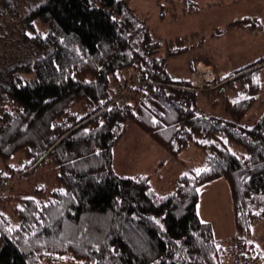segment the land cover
<instances>
[{
    "label": "trees",
    "instance_id": "16d2710c",
    "mask_svg": "<svg viewBox=\"0 0 264 264\" xmlns=\"http://www.w3.org/2000/svg\"><path fill=\"white\" fill-rule=\"evenodd\" d=\"M156 2L161 21L179 5L190 14L201 8L199 0ZM239 22L262 25L258 17ZM157 31L125 0H0L3 172L22 178L48 165L57 180L46 201L12 191L0 198V264H225L227 248L197 215V189L218 179L231 191L235 237L260 261L248 238L264 215V112L252 122L264 58L200 90L190 75L203 37ZM183 58L189 67L178 75L170 63ZM132 83L126 102L110 106ZM225 87L220 116L198 108L202 94ZM127 121L174 158L199 149L202 166L167 194L149 174H119L113 147Z\"/></svg>",
    "mask_w": 264,
    "mask_h": 264
},
{
    "label": "rangeland",
    "instance_id": "374dc122",
    "mask_svg": "<svg viewBox=\"0 0 264 264\" xmlns=\"http://www.w3.org/2000/svg\"><path fill=\"white\" fill-rule=\"evenodd\" d=\"M125 1L138 6L142 14L149 17L151 25L163 37L170 38L196 32H198L197 38H193L196 42L203 37L204 46L201 44L195 50L202 60L197 63L195 72L190 75L192 85L200 90L211 89L225 79L230 72L264 58V0H199L201 2L199 13H187L179 5L174 11L176 16H168L165 21L159 18L156 0ZM251 17L261 19L262 25L252 30L239 22ZM219 30L222 32L217 33ZM187 63L186 58L173 60L170 63L171 69L178 75L186 74L189 67ZM202 69L205 70V75H212L211 80L205 78ZM260 75L264 78V68ZM193 78H197L198 83L194 82ZM228 92L230 90L225 87L209 97L202 94L198 100V108L207 116H220L224 112L225 96H230ZM263 112L264 90L254 109L256 117L252 122L258 119ZM149 141L150 139L146 138L132 121H127L125 132L113 147L116 172L132 176L136 172H147L153 174V182H157V175L162 174L167 180L158 181L157 186H164L163 192L167 194L175 189V178L189 173L193 167L202 166V154L197 148L183 152L178 158H174L164 149L159 148L166 156L165 161H162L157 153L159 151L148 147ZM17 158L18 155L11 163H15ZM14 168L19 169L16 166ZM3 170H6V167L0 160V172ZM16 175V179L4 193L12 191L14 198L34 197L38 201H46L51 196V191L57 187L54 170L48 165L38 168L26 177L20 178L18 174ZM40 188L43 189L41 192L38 191ZM235 236L225 244L226 248L233 241L239 240ZM252 243L255 244V253L258 252L261 257L260 263L264 264V215L254 225L252 234L248 238V247ZM227 251L229 256V249ZM228 258L230 259V256ZM225 264H227V259Z\"/></svg>",
    "mask_w": 264,
    "mask_h": 264
},
{
    "label": "crops",
    "instance_id": "0c3cea01",
    "mask_svg": "<svg viewBox=\"0 0 264 264\" xmlns=\"http://www.w3.org/2000/svg\"><path fill=\"white\" fill-rule=\"evenodd\" d=\"M148 147L157 149L159 151L157 153L161 157L162 161H165L166 156L161 151V149H159L160 147L157 144L149 141ZM137 174L149 173L136 172L134 175ZM149 175H151L153 179V174ZM156 179L157 182L167 180L166 176L162 174H158ZM174 180H176V178ZM157 182H153L152 180L153 186L163 192L164 186H157ZM199 194L200 200L197 210L201 220L212 225L216 241L222 245H225L236 235L233 201L228 183L224 179L215 180L202 186L199 189ZM227 264H232L229 258L227 259Z\"/></svg>",
    "mask_w": 264,
    "mask_h": 264
},
{
    "label": "built area",
    "instance_id": "2783aa9c",
    "mask_svg": "<svg viewBox=\"0 0 264 264\" xmlns=\"http://www.w3.org/2000/svg\"><path fill=\"white\" fill-rule=\"evenodd\" d=\"M136 84L132 83L128 86H123L118 89L115 98L110 104H120L126 102L128 95H130L131 90L134 89ZM7 173L8 175H4ZM16 174L3 172L0 173V198L8 190V187L16 179ZM229 256L232 264H261L260 261H256L255 258L248 251L246 246L240 241H233L228 247Z\"/></svg>",
    "mask_w": 264,
    "mask_h": 264
},
{
    "label": "snow or ice",
    "instance_id": "6c2138e0",
    "mask_svg": "<svg viewBox=\"0 0 264 264\" xmlns=\"http://www.w3.org/2000/svg\"><path fill=\"white\" fill-rule=\"evenodd\" d=\"M113 19H115V17H113ZM34 23V22H33ZM38 30V29H37ZM28 35L29 36H31V35H33V33H28ZM253 79L254 80H256L257 82H258V78L257 77H253ZM85 131H88L87 129H85ZM227 141L225 140V143H226ZM205 143H208L207 141H205ZM229 151H231V149H229ZM233 155H235V153L233 152ZM206 169H204V168H198V169H195V171L197 172V173H200V172H203V171H205ZM4 175H8L7 173H4ZM184 175H187V173H184ZM199 189H197V191H198ZM60 191H64L63 189H61ZM31 199H35L34 197L33 198H31ZM197 215H199V212L197 211ZM152 220L153 221H155V223L156 224H158L162 229L164 228V225L163 224H161L160 223V221L156 218V217H152ZM201 222H204V221H201ZM11 230V229H10ZM177 243H179V241H177Z\"/></svg>",
    "mask_w": 264,
    "mask_h": 264
},
{
    "label": "bare ground",
    "instance_id": "6f19581e",
    "mask_svg": "<svg viewBox=\"0 0 264 264\" xmlns=\"http://www.w3.org/2000/svg\"><path fill=\"white\" fill-rule=\"evenodd\" d=\"M199 69L201 70L200 67H199ZM202 70H203V69H202ZM203 72H204V76H205V78H207L208 80H211V78H212L211 76H212V75H211V74H210V75H205V73H206L205 70H203ZM200 80H201V79H200ZM193 81L196 82V83H198L199 80H197V78H193Z\"/></svg>",
    "mask_w": 264,
    "mask_h": 264
}]
</instances>
